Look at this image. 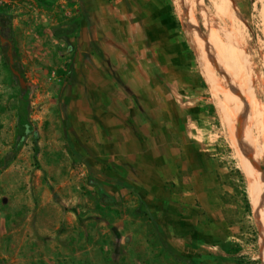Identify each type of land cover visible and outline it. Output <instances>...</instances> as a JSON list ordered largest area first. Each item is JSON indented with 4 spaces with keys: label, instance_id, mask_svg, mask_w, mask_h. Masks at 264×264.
I'll return each instance as SVG.
<instances>
[{
    "label": "rangeland",
    "instance_id": "1",
    "mask_svg": "<svg viewBox=\"0 0 264 264\" xmlns=\"http://www.w3.org/2000/svg\"><path fill=\"white\" fill-rule=\"evenodd\" d=\"M79 1H0L2 34L26 86L12 78L3 56L7 46L0 47V159L12 149L15 111L25 92L34 128L0 174V264H264L251 185L231 143L232 133L244 141L264 203V134L243 128L250 113L264 115V0H158L168 17L154 29L155 47L163 46L160 76L175 90L174 100L187 104L190 134L171 137L170 125L171 139L155 153L110 155L116 169L109 171L88 166L70 139L69 73L79 61L137 68L138 50L130 47L134 57L126 62L111 57L110 41L102 56L88 44L82 46L86 59L72 40L80 34ZM212 31L247 63L243 80L200 44ZM129 158L152 166L141 188L117 175L142 174L126 171ZM108 197L114 205L105 203ZM202 245L211 246L203 260ZM219 248L225 258L214 255Z\"/></svg>",
    "mask_w": 264,
    "mask_h": 264
},
{
    "label": "crops",
    "instance_id": "2",
    "mask_svg": "<svg viewBox=\"0 0 264 264\" xmlns=\"http://www.w3.org/2000/svg\"><path fill=\"white\" fill-rule=\"evenodd\" d=\"M96 1L80 0L79 6H75L82 13L79 20L80 34L75 33L72 37V40H78V51L87 59L88 51L85 48L90 44L97 56H102L103 51L106 52L105 43L110 41L108 49L111 57L124 56L127 62L134 57L129 54L130 47L138 50L137 68L124 63L119 68L109 70L104 66L92 67L93 62L89 60L91 66L86 63L83 66L79 61L69 73L66 88L70 94V139L79 154L88 159V166L98 171H109L116 169V162L110 155L147 156L151 152L155 153L154 149L171 139L167 137L170 125L173 128L169 131L171 137L187 139L190 134V113L187 104L174 100L175 90H168L160 76L158 58L162 56L163 46L155 47L154 29L168 18L162 3L158 0H144L147 5L142 6L135 0ZM103 27L109 28L111 33L103 32ZM82 46L85 48L82 49ZM120 136L124 138V144L117 141ZM182 147L187 148L188 145L182 144ZM138 163L129 158L126 171L139 170L142 173L139 179L130 173L117 175H120V180L124 178L141 188L142 179L147 176L143 172L152 166L147 162ZM209 246L198 247L201 260L204 254L206 257L210 254L207 250H211ZM219 250L220 253L214 255L225 258L227 253H223L222 248ZM219 263L226 264L225 259Z\"/></svg>",
    "mask_w": 264,
    "mask_h": 264
},
{
    "label": "bare ground",
    "instance_id": "3",
    "mask_svg": "<svg viewBox=\"0 0 264 264\" xmlns=\"http://www.w3.org/2000/svg\"><path fill=\"white\" fill-rule=\"evenodd\" d=\"M198 42H200V41H198ZM200 44H202L205 49L209 50V52L212 54V57L214 55L215 56L214 58H216L218 61H220L222 64H224V66L226 65L225 66L226 68H228V69L229 68H232L233 69V73H234V74L233 73L232 74L235 75L236 77H238L239 80H243L244 79V77L246 76V73H247V66H246L247 63L245 64L244 61L239 60L238 57H237L238 55L241 54V52H242L241 50H240L241 51L240 54H238L236 56L237 59L234 58L231 55L232 54V48L233 47L231 48V45L230 46H227V45H224L223 43H221L220 40L218 39V36L213 31H212L210 37L208 38V40L207 41H204V42H201ZM208 55L210 56V54H208V53L206 54V56L209 58ZM216 63H218V62H216ZM212 64H215V63H212ZM228 64H229V66H228ZM222 70L224 71V69H222ZM228 74H231V73H228ZM239 88L242 91L246 87L244 86V84H241V85H239ZM236 96H237V93L235 94V97ZM229 99L231 100V98H229ZM230 102L231 101H229V103ZM231 103H234V102H231ZM242 105L244 106V104H242ZM248 105H249V103H248ZM248 105H246V107ZM220 106H221V104H220ZM234 106L236 107V104ZM237 107H238V105H237ZM240 107H242V106H240ZM240 107H238V108H240ZM232 108L234 109V107H232ZM240 110L241 109H239V111ZM243 110H244V108H243ZM251 110L252 109H250V111ZM246 111H248V109ZM259 111H260V109H259ZM248 113H249V111H248ZM223 114H225L226 116H228L227 113H223ZM232 115L233 114H231L230 116H232ZM228 118L229 119H227V120H231L230 117H228ZM231 123H233V122H231ZM228 127H229V125H228ZM233 128H234V125H233ZM243 128H246L247 130L252 131L255 134H258V133L264 134V115H263V112L261 113V111H260V113H259V112L256 111V112L250 113L249 116H247V118L244 121ZM228 134L230 136L229 129H228ZM231 141H232L231 143H232L233 148L235 149V151L237 152V154H238V156H239V158L241 160V163H242L243 168H244V172L246 173V175H247V177L249 179L250 185H251V196H252V205H253V208H254V217H255L256 222H258V226L261 227L262 228V231H263L262 232V236H261V248H262V259H263V262H264V203H263V200H262L263 193L259 189L258 184H256V181H255L256 179L254 177V169H253L254 167L252 166V164H248L245 161L246 158L244 157V155H245V152L244 151L246 150L247 147L244 146V141L242 139L238 138V141L236 142L235 136H234L233 133L231 135ZM248 149H249V147H248ZM251 149H249V150H251Z\"/></svg>",
    "mask_w": 264,
    "mask_h": 264
},
{
    "label": "trees",
    "instance_id": "4",
    "mask_svg": "<svg viewBox=\"0 0 264 264\" xmlns=\"http://www.w3.org/2000/svg\"><path fill=\"white\" fill-rule=\"evenodd\" d=\"M0 29L2 32L1 25H0ZM189 43L193 49H196L192 39H189ZM0 47H3V46L0 45ZM13 51L14 50L12 47V55H13ZM7 52H8V46L3 56L7 62V65H9V59L7 56ZM12 78L16 81L13 74H12ZM28 97H29V93L25 92L18 99V104H17V108L15 111V125H14V137H13L12 149L4 158L0 159V174L7 167H9L11 163L15 160L20 150L25 145V141L27 137L34 133V128L29 118L30 108H29ZM105 203L107 205H114V201L111 197H108Z\"/></svg>",
    "mask_w": 264,
    "mask_h": 264
},
{
    "label": "water",
    "instance_id": "5",
    "mask_svg": "<svg viewBox=\"0 0 264 264\" xmlns=\"http://www.w3.org/2000/svg\"><path fill=\"white\" fill-rule=\"evenodd\" d=\"M0 45L1 46H5V45L8 46L7 56H8V59H9V67L11 69V72H12L14 78L18 81L20 88L23 89V90H26L24 79L21 77V75H20V73L18 71L13 69L14 61H13V56H12V44L7 38L1 36V29H0ZM256 171L260 172V170L258 168H256Z\"/></svg>",
    "mask_w": 264,
    "mask_h": 264
},
{
    "label": "flooded vegetation",
    "instance_id": "6",
    "mask_svg": "<svg viewBox=\"0 0 264 264\" xmlns=\"http://www.w3.org/2000/svg\"><path fill=\"white\" fill-rule=\"evenodd\" d=\"M1 36H3L2 32H1ZM4 37V36H3Z\"/></svg>",
    "mask_w": 264,
    "mask_h": 264
}]
</instances>
